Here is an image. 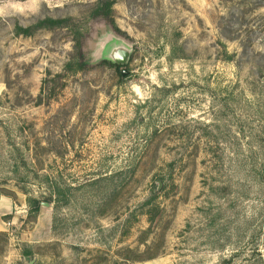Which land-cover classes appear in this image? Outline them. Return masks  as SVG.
<instances>
[{"label":"rangeland","instance_id":"obj_1","mask_svg":"<svg viewBox=\"0 0 264 264\" xmlns=\"http://www.w3.org/2000/svg\"><path fill=\"white\" fill-rule=\"evenodd\" d=\"M0 264H264V0H0Z\"/></svg>","mask_w":264,"mask_h":264},{"label":"trees","instance_id":"obj_2","mask_svg":"<svg viewBox=\"0 0 264 264\" xmlns=\"http://www.w3.org/2000/svg\"><path fill=\"white\" fill-rule=\"evenodd\" d=\"M112 9H111V5L107 2L104 6H102L101 4H98V6L96 7V9L93 11V14L91 17L93 18H98L100 16H102V18H104L106 21H109L111 23H113V19H112ZM73 23V21H71V19H51V18H46L44 20H40L38 21V23L32 27H28V28H20L18 27V35L21 34L23 36H30L33 34V32L35 31V29H56V28H67L69 26H71V24ZM73 25V24H72ZM79 46V45H78ZM79 48V47H78ZM83 61L80 60V62H69L68 64H66L65 66V70L66 71H70L72 68H74L75 66L77 67V69H81L83 68L82 64ZM101 64L103 65H109L117 70L120 69V66L113 64L109 61H103L101 62ZM122 74V73H121ZM62 75H57V79H61ZM49 80L45 81V83H50L48 82ZM30 204L33 205L34 207V212L36 215H38V213L40 212V205L41 203L38 200L35 199H31L30 200Z\"/></svg>","mask_w":264,"mask_h":264},{"label":"water","instance_id":"obj_3","mask_svg":"<svg viewBox=\"0 0 264 264\" xmlns=\"http://www.w3.org/2000/svg\"><path fill=\"white\" fill-rule=\"evenodd\" d=\"M131 53L132 49L130 46L124 44L120 40H113L104 46L102 58L118 66H125L130 59ZM127 73L128 72L124 70L122 76H125Z\"/></svg>","mask_w":264,"mask_h":264},{"label":"flooded vegetation","instance_id":"obj_4","mask_svg":"<svg viewBox=\"0 0 264 264\" xmlns=\"http://www.w3.org/2000/svg\"><path fill=\"white\" fill-rule=\"evenodd\" d=\"M121 67V66H120Z\"/></svg>","mask_w":264,"mask_h":264}]
</instances>
